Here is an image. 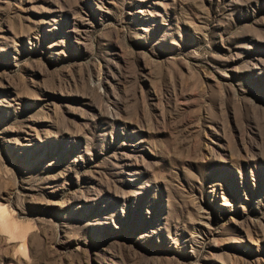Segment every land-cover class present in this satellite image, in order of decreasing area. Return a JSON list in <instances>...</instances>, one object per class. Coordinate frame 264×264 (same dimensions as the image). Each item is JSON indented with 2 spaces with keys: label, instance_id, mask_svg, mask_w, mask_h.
I'll return each mask as SVG.
<instances>
[{
  "label": "rangeland",
  "instance_id": "obj_1",
  "mask_svg": "<svg viewBox=\"0 0 264 264\" xmlns=\"http://www.w3.org/2000/svg\"><path fill=\"white\" fill-rule=\"evenodd\" d=\"M0 264H264V0H0Z\"/></svg>",
  "mask_w": 264,
  "mask_h": 264
}]
</instances>
